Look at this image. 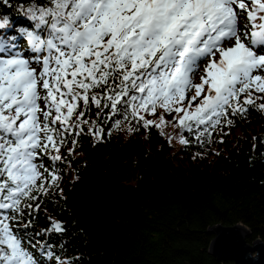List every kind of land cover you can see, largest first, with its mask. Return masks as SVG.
<instances>
[{
    "label": "snow or ice",
    "instance_id": "6c2138e0",
    "mask_svg": "<svg viewBox=\"0 0 264 264\" xmlns=\"http://www.w3.org/2000/svg\"><path fill=\"white\" fill-rule=\"evenodd\" d=\"M0 7L10 10L0 18V264H83L49 213L66 204L65 177L79 179L83 141L155 130L203 158L250 109L264 115V0ZM251 142L255 152L264 136Z\"/></svg>",
    "mask_w": 264,
    "mask_h": 264
},
{
    "label": "trees",
    "instance_id": "16d2710c",
    "mask_svg": "<svg viewBox=\"0 0 264 264\" xmlns=\"http://www.w3.org/2000/svg\"><path fill=\"white\" fill-rule=\"evenodd\" d=\"M9 12L0 7V18ZM253 135L264 136V115L250 109L203 158L193 159L203 149H174L155 130L151 139L113 132L95 148L83 141L79 179L65 177L66 204L49 206L68 228L69 254L78 249L83 264H230L208 253L217 226H242L247 244H264V146L253 152ZM46 226L41 212L35 228Z\"/></svg>",
    "mask_w": 264,
    "mask_h": 264
},
{
    "label": "water",
    "instance_id": "95a60500",
    "mask_svg": "<svg viewBox=\"0 0 264 264\" xmlns=\"http://www.w3.org/2000/svg\"><path fill=\"white\" fill-rule=\"evenodd\" d=\"M260 163L264 164V158ZM208 233L214 237L208 253L217 261L230 264H264V244L260 241L247 244L249 232L244 227L217 226L209 229Z\"/></svg>",
    "mask_w": 264,
    "mask_h": 264
},
{
    "label": "rangeland",
    "instance_id": "374dc122",
    "mask_svg": "<svg viewBox=\"0 0 264 264\" xmlns=\"http://www.w3.org/2000/svg\"><path fill=\"white\" fill-rule=\"evenodd\" d=\"M199 74L200 73L197 72L196 75H195V77H194V79H197L198 80ZM262 102H264V101H262ZM168 131H171V129H168ZM172 146H173L174 149H177L178 147H180V145L178 143H175V142H174V144Z\"/></svg>",
    "mask_w": 264,
    "mask_h": 264
},
{
    "label": "clouds",
    "instance_id": "9594fccd",
    "mask_svg": "<svg viewBox=\"0 0 264 264\" xmlns=\"http://www.w3.org/2000/svg\"><path fill=\"white\" fill-rule=\"evenodd\" d=\"M259 253H257V257H258Z\"/></svg>",
    "mask_w": 264,
    "mask_h": 264
}]
</instances>
